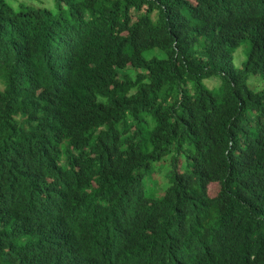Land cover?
<instances>
[{"label": "trees", "instance_id": "obj_1", "mask_svg": "<svg viewBox=\"0 0 264 264\" xmlns=\"http://www.w3.org/2000/svg\"><path fill=\"white\" fill-rule=\"evenodd\" d=\"M54 1L0 0V264H264V0Z\"/></svg>", "mask_w": 264, "mask_h": 264}, {"label": "rangeland", "instance_id": "obj_2", "mask_svg": "<svg viewBox=\"0 0 264 264\" xmlns=\"http://www.w3.org/2000/svg\"><path fill=\"white\" fill-rule=\"evenodd\" d=\"M10 6L16 8L19 4H23L30 7H46L56 11V5L54 0H5ZM248 51V45L242 43L238 46L232 56V64L235 67H239L246 57ZM264 79H261L257 75H250L247 79V86L254 89L260 90L263 86ZM200 84L207 88H217L219 86V79L217 77H207L200 80ZM190 85V84H189ZM180 166L183 167V158L179 161ZM172 168L171 155H167L160 161L154 163L152 172L146 174L143 177V187L147 196L157 197L161 191L169 184L170 179L168 173ZM215 186H210L209 191L213 193Z\"/></svg>", "mask_w": 264, "mask_h": 264}]
</instances>
